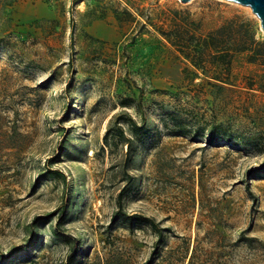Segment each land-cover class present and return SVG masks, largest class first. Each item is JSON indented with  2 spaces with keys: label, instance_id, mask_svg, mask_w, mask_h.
<instances>
[{
  "label": "rangeland",
  "instance_id": "1",
  "mask_svg": "<svg viewBox=\"0 0 264 264\" xmlns=\"http://www.w3.org/2000/svg\"><path fill=\"white\" fill-rule=\"evenodd\" d=\"M235 17L264 40L229 1L0 0V264H264V65L191 61Z\"/></svg>",
  "mask_w": 264,
  "mask_h": 264
},
{
  "label": "trees",
  "instance_id": "2",
  "mask_svg": "<svg viewBox=\"0 0 264 264\" xmlns=\"http://www.w3.org/2000/svg\"><path fill=\"white\" fill-rule=\"evenodd\" d=\"M254 28V24L248 18L241 19L239 17H235L228 20L225 25L209 33L208 38L203 39L200 42V45L194 44L193 56L191 57L193 65L197 68L204 69L203 62L206 60V56H210L211 51H215L219 58H221L222 68L226 72V76L221 77L219 75L215 77V79L222 82H224L227 78L230 61L235 53L248 52L249 60L251 62H260L264 65V40H256V32ZM185 56L190 57L188 52L185 53ZM123 118L124 117L122 115H118L114 121L116 122L117 120ZM169 121L172 122L170 127L168 125ZM128 122L131 125L134 134L137 132V129L143 128L142 125L137 126L132 119H128ZM164 126L167 132L171 135H182L189 132V130L184 127L182 119L172 112L165 113ZM212 131V128L209 129L207 141L211 140L213 136ZM107 133H110V129L107 130ZM126 145L127 147H130V142L127 141ZM262 170H264V164ZM124 190L125 189L118 193L117 202L119 204ZM146 220L153 227V221L151 219ZM55 234L63 237L64 241L69 245V255L67 257L66 264H70V260L77 252V247L74 246V238L64 235L61 232H55ZM239 239L247 243L257 242L261 244L259 239L245 236L244 231L241 232Z\"/></svg>",
  "mask_w": 264,
  "mask_h": 264
},
{
  "label": "water",
  "instance_id": "3",
  "mask_svg": "<svg viewBox=\"0 0 264 264\" xmlns=\"http://www.w3.org/2000/svg\"><path fill=\"white\" fill-rule=\"evenodd\" d=\"M182 3H187L190 0H180ZM233 3L240 4L242 6L249 7L251 12L259 20V26L262 32H264V0H225Z\"/></svg>",
  "mask_w": 264,
  "mask_h": 264
},
{
  "label": "bare ground",
  "instance_id": "4",
  "mask_svg": "<svg viewBox=\"0 0 264 264\" xmlns=\"http://www.w3.org/2000/svg\"><path fill=\"white\" fill-rule=\"evenodd\" d=\"M221 1H225V0H221Z\"/></svg>",
  "mask_w": 264,
  "mask_h": 264
}]
</instances>
